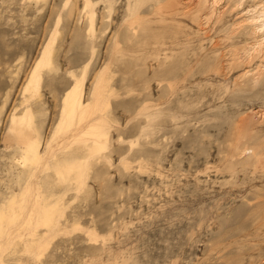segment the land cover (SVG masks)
Returning <instances> with one entry per match:
<instances>
[{"label": "rangeland", "instance_id": "374dc122", "mask_svg": "<svg viewBox=\"0 0 264 264\" xmlns=\"http://www.w3.org/2000/svg\"><path fill=\"white\" fill-rule=\"evenodd\" d=\"M0 264H264V0H0Z\"/></svg>", "mask_w": 264, "mask_h": 264}, {"label": "bare ground", "instance_id": "6f19581e", "mask_svg": "<svg viewBox=\"0 0 264 264\" xmlns=\"http://www.w3.org/2000/svg\"><path fill=\"white\" fill-rule=\"evenodd\" d=\"M80 94L78 91H76L75 93L73 92L71 95H69V104H68V108L70 109V114L73 118H75V116L78 113H81L82 110H79L78 107L80 106V98H79ZM83 115V114H81ZM15 126H18L15 123ZM16 130H18L19 133V128H17ZM17 132V131H16ZM19 135V134H17ZM20 136V135H19ZM28 143V141L26 142ZM29 146V145H28Z\"/></svg>", "mask_w": 264, "mask_h": 264}]
</instances>
